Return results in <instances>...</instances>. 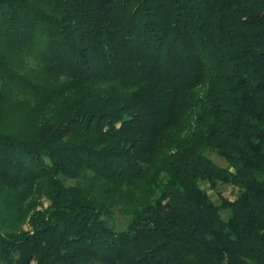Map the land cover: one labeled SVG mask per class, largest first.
<instances>
[{
    "label": "trees",
    "instance_id": "16d2710c",
    "mask_svg": "<svg viewBox=\"0 0 264 264\" xmlns=\"http://www.w3.org/2000/svg\"><path fill=\"white\" fill-rule=\"evenodd\" d=\"M0 264H264V0H0Z\"/></svg>",
    "mask_w": 264,
    "mask_h": 264
},
{
    "label": "rangeland",
    "instance_id": "374dc122",
    "mask_svg": "<svg viewBox=\"0 0 264 264\" xmlns=\"http://www.w3.org/2000/svg\"><path fill=\"white\" fill-rule=\"evenodd\" d=\"M210 158L219 166H226V163L223 159L218 158L216 155H210ZM217 191L220 192L223 196L227 197L228 199L232 200L235 196L236 190L231 186H222L218 185ZM212 199H216L215 195H212ZM46 204V203H45ZM226 212H224L223 216L227 217ZM129 218L121 215H115L114 218V226L116 230H123L128 225Z\"/></svg>",
    "mask_w": 264,
    "mask_h": 264
}]
</instances>
